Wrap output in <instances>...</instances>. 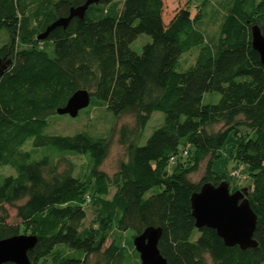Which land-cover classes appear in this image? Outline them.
I'll return each instance as SVG.
<instances>
[{
	"label": "trees",
	"instance_id": "trees-1",
	"mask_svg": "<svg viewBox=\"0 0 264 264\" xmlns=\"http://www.w3.org/2000/svg\"><path fill=\"white\" fill-rule=\"evenodd\" d=\"M87 1L0 0V61H10L0 72V167L16 172L0 184V239L36 236L31 264H141L133 239L154 227L169 264H264V65L251 37L253 26L264 36V0H203L195 13L186 6L167 19L163 0H96L37 39ZM140 35L151 41L139 54L131 46ZM193 54L191 63L182 61ZM78 90L90 93L88 107L134 118L119 131L130 159L112 177L99 170L108 136L45 133L48 118ZM207 94L220 98L205 102ZM154 112L163 123L135 146ZM30 139L44 151L37 160L22 149ZM67 155L86 157L88 172L75 175ZM219 159L252 178L257 247H228L215 230L196 227L191 196L206 183L234 179L213 170ZM204 161L203 178L192 182ZM153 188L160 190L146 197ZM87 203L95 216L86 228ZM7 207L20 224L9 222Z\"/></svg>",
	"mask_w": 264,
	"mask_h": 264
},
{
	"label": "water",
	"instance_id": "water-1",
	"mask_svg": "<svg viewBox=\"0 0 264 264\" xmlns=\"http://www.w3.org/2000/svg\"><path fill=\"white\" fill-rule=\"evenodd\" d=\"M95 1L88 0L83 7L72 9L69 17L55 21L37 39L44 40L54 29L65 28L73 17H82L87 7ZM251 37L252 47L264 65V36L258 26L252 27ZM9 63L10 61H7L3 64L0 61V72L6 69ZM90 99L88 91L78 90L57 113L76 117L81 110L89 106ZM191 208L196 227L215 230L226 246H239L242 250L257 247L254 240L257 216L250 206L246 189L232 193L227 182L218 186L206 183L199 192L191 196ZM161 234L160 228L151 227L133 239L141 264H169L158 248ZM36 244L37 237L33 235L22 234L0 239V264H31L28 253Z\"/></svg>",
	"mask_w": 264,
	"mask_h": 264
},
{
	"label": "rangeland",
	"instance_id": "rangeland-1",
	"mask_svg": "<svg viewBox=\"0 0 264 264\" xmlns=\"http://www.w3.org/2000/svg\"><path fill=\"white\" fill-rule=\"evenodd\" d=\"M203 0H163L164 8H165V17L168 18V14L175 13L179 8L183 7H190V10L195 13L197 7ZM212 31L214 30L213 27H209ZM5 41V34H0V44ZM151 41L150 37L147 35H140L136 41L132 43V49L137 52L141 53L142 48L145 44ZM194 58L193 55H185L182 58V61H185L186 64L189 62L191 63ZM184 63V62H183ZM194 63V62H193ZM186 64H184L186 66ZM220 98L219 94H207L205 96V102H218ZM87 107L79 112L76 117H71L68 114L59 115L53 114L51 115L47 122L48 126L45 129V133L49 135H61V136H68L74 135L77 133L85 132L93 137H101L106 135L110 138V150L107 158L99 168L100 171H103L108 176L112 177L118 169L119 163L124 161H128L130 156L127 153L125 147L119 144V131L122 126L127 125L132 127L134 125V118L130 115H124L119 118H115L110 111H107L105 107L99 108H92ZM106 110V111H105ZM164 120V114L162 112H154L147 123L146 127L141 133H138L134 139L133 144L135 146H142L146 143L149 136L152 132L158 128ZM222 125H217L214 127V131L221 129ZM25 151H32L33 159H39L44 153L42 149L34 150L32 147V140H28L22 147ZM231 146H225V152L228 154L230 152ZM227 154L225 155L227 158ZM68 161L72 162L75 167V175H85L89 170V160L84 156L79 155H67L66 158ZM225 159V158H224ZM187 159L181 158V161L184 162ZM175 164L170 163L169 165V172L174 169ZM207 161L201 163L199 170L196 173H193L189 176L192 182H199L206 171ZM66 163H61L60 170L65 169ZM213 170L217 173L223 174L227 173L229 176L233 177L234 179L230 180L229 189L233 193V188L236 186L239 187L238 190L246 189L247 192L252 187V178L249 176V173L246 171V168L240 164L233 162L232 160H222L219 159L214 162ZM16 172L15 169L10 165H5L0 167V184L2 183L3 179L8 176H15ZM159 188L151 189L147 194L146 197L151 196L152 194L159 191ZM237 190V191H238ZM115 189H112L110 192V196L113 195ZM86 210V219L84 220L83 226L90 227L93 225V219L95 216V206L92 203H87L84 207ZM9 212V222L12 224H20V220L16 217V211L13 208L7 207ZM124 237H127L124 235ZM109 243V242H108ZM66 254L70 253L69 250L66 249ZM94 261H91L90 264H93ZM208 263H210L208 259ZM42 264V263H40ZM45 264H52L51 259H48Z\"/></svg>",
	"mask_w": 264,
	"mask_h": 264
},
{
	"label": "built area",
	"instance_id": "built-area-1",
	"mask_svg": "<svg viewBox=\"0 0 264 264\" xmlns=\"http://www.w3.org/2000/svg\"><path fill=\"white\" fill-rule=\"evenodd\" d=\"M185 155H187V151H184V152H183V156H185ZM170 161H171V162H174V161H175L174 157H172V158L170 159Z\"/></svg>",
	"mask_w": 264,
	"mask_h": 264
}]
</instances>
